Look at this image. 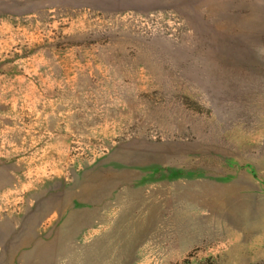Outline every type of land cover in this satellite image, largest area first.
<instances>
[{"label": "rangeland", "instance_id": "obj_1", "mask_svg": "<svg viewBox=\"0 0 264 264\" xmlns=\"http://www.w3.org/2000/svg\"><path fill=\"white\" fill-rule=\"evenodd\" d=\"M0 264H264V0H0Z\"/></svg>", "mask_w": 264, "mask_h": 264}]
</instances>
